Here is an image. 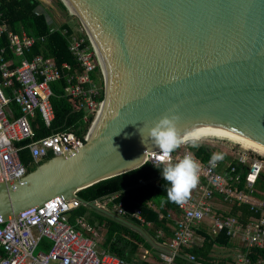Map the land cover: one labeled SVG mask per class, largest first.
<instances>
[{"label": "water", "instance_id": "1", "mask_svg": "<svg viewBox=\"0 0 264 264\" xmlns=\"http://www.w3.org/2000/svg\"><path fill=\"white\" fill-rule=\"evenodd\" d=\"M69 1L103 71L97 126L73 153L0 182L5 218L57 196L85 201L79 190L140 167L158 149L147 130L166 114L264 147V0Z\"/></svg>", "mask_w": 264, "mask_h": 264}, {"label": "built area", "instance_id": "2", "mask_svg": "<svg viewBox=\"0 0 264 264\" xmlns=\"http://www.w3.org/2000/svg\"><path fill=\"white\" fill-rule=\"evenodd\" d=\"M36 13H41V9ZM55 29L52 27L51 31ZM5 32L12 53L22 57L19 63H14L5 58V48L0 50V182H14L29 170L21 158L22 151L27 150L38 165L54 155L71 154L85 144L103 105V99H97L100 87L92 80L91 73L97 66L102 75L103 71L88 34L87 43L86 37L76 33L70 36L69 49L76 59L75 68L69 62L59 64L54 57L43 54L25 58L36 37L24 30L13 32L6 22H2L0 35ZM63 32L66 33L67 29ZM63 76L66 78L65 94L75 99L78 108L85 109L93 118L83 135L61 130L37 137L34 124L37 126L38 119L47 127L54 120L51 83ZM12 103L17 105V109L12 107ZM233 142L229 153L203 145L211 155L216 152L224 155L216 167L209 164L211 155L204 160L196 153L202 144L195 148L182 145L172 154L173 160L192 154L200 164V180L188 202L178 205V211H169L166 216L160 214V218L172 219L174 223L173 237L161 243L165 246L161 256L166 264H174L175 256L184 247L200 244L198 230L201 228H209L213 233L226 230L231 237H240L247 249L254 246L264 248V186L257 185L264 174V154ZM161 157L159 149L148 151L144 164H161ZM118 196L115 193L95 200L98 208L93 207L113 211L126 218L129 213L122 201H115ZM222 203H246L254 214L245 223L241 221L242 213L221 212L219 206ZM82 205L92 206L77 196L70 199L57 196L42 205L27 207L15 216L5 218L0 214V264H129L99 247L95 237L98 229L84 216L78 215L73 221L70 219L72 211ZM131 215L142 224L152 226L139 208ZM38 247L43 249L37 251ZM237 257L236 264L251 263L247 252L239 253ZM188 258L192 264H197L195 255L190 254Z\"/></svg>", "mask_w": 264, "mask_h": 264}, {"label": "trees", "instance_id": "3", "mask_svg": "<svg viewBox=\"0 0 264 264\" xmlns=\"http://www.w3.org/2000/svg\"><path fill=\"white\" fill-rule=\"evenodd\" d=\"M55 3L58 7L67 11V7L62 0H55ZM41 6L44 8L42 9ZM48 6L50 5L45 4L43 0H0V24L6 22L11 31L20 33L24 30L27 34L36 37L35 44L30 51L25 53V58L31 59L37 54H43L54 57L59 64L69 62L77 68L76 59L69 49L70 36L72 33H76L78 36H81V34L78 33L71 20L58 23L55 17V24L53 25V20H49L47 17ZM39 9L42 10L38 14L36 11ZM52 27H56V29L51 31ZM64 29H67L66 33L63 32ZM41 37H44V39H41ZM84 37H86V43L89 42L87 35ZM9 44L6 32L0 35V50L5 48V56H8L6 58H12L17 63L22 57L13 56ZM91 77L100 87V94L97 99L102 100L104 98V80L99 66L91 73ZM65 85V76L51 83L54 92L51 102L55 117L50 127H47L40 118L37 121V126L33 123L37 137L61 130L73 131L78 135H83L87 131L93 115L83 108H78L77 101L65 94ZM12 107L17 109L15 103H12ZM85 117H87V120ZM196 153L202 156L204 160H207L211 155L210 151L203 145L196 149ZM21 158L29 169L37 166L27 150L21 152ZM161 167V164L153 165L148 162L130 171L87 186L79 190L78 194L85 201L93 202L118 193L119 196L115 201H122L125 205L129 213L126 219L136 226H141L150 236L162 243L165 239L173 236V230L169 225L173 224V220L166 217L159 218L160 213L166 216L169 211H178V205L167 200L166 189L170 185L163 180ZM257 185L258 187L264 186V174L258 179ZM151 202L157 208L152 207ZM137 208L140 209L146 221L152 222L151 227L142 224L131 215ZM239 209L242 210V220H240L245 223L248 220L247 218L254 214V211L250 210L249 205L246 203L240 207L235 206L232 213L237 214ZM78 215L84 216L97 229L103 225V229L107 233L106 243L110 244L109 249L128 260H131V252H134L137 248V245L131 239L142 242L146 246L150 245V242L139 231L93 206L82 205L74 209L70 219L73 221ZM255 215H259V213H255ZM159 229L164 231L162 238L157 236ZM214 245L231 246L232 240L225 230H221L215 235L207 234L202 246L196 244L185 247L176 256V264H191L184 256L188 252H190L189 254H195L196 258L202 262L208 261L212 258L210 254ZM242 251L248 253L251 264H256L259 258H264V248L254 246L247 249L243 247ZM260 264H264V262Z\"/></svg>", "mask_w": 264, "mask_h": 264}, {"label": "clouds", "instance_id": "4", "mask_svg": "<svg viewBox=\"0 0 264 264\" xmlns=\"http://www.w3.org/2000/svg\"><path fill=\"white\" fill-rule=\"evenodd\" d=\"M178 114L163 115L147 130V137L162 154L161 175L170 185L166 189L167 200L183 206L191 198L192 191L200 180V164L192 154H185L178 160L172 154L182 145L199 147L203 137L193 129L179 126ZM224 159L222 153H212L209 164L216 167Z\"/></svg>", "mask_w": 264, "mask_h": 264}, {"label": "crops", "instance_id": "5", "mask_svg": "<svg viewBox=\"0 0 264 264\" xmlns=\"http://www.w3.org/2000/svg\"><path fill=\"white\" fill-rule=\"evenodd\" d=\"M41 8L43 9L44 7L41 6ZM13 56H15V55L13 54ZM6 57H8V56H5V58ZM15 57H17V56H15ZM7 59L8 60H12L14 63H16L14 61V59H12V58H7ZM17 63H19V62L17 61ZM0 78H1V75H0ZM150 205L152 207H154V208H157V206L153 202H151ZM235 206L240 207L241 205H232L230 203H222L219 207H220V211L221 212L230 213L232 215L241 214L242 213L241 209H239L237 214H233L232 213V210H233V208ZM101 212H103V211H101ZM103 213H105L107 215H110L111 217L116 218L117 220L121 221L122 223H125V224L129 225L130 227H132V228L136 229L137 231H139L150 242V245L146 246L142 242H139V241H136L134 239H131L133 242H135V244L137 245V248L135 249L134 252H131V260H128V259H126L124 257L119 256V254H117V253H115V252H113V251H111L109 249L110 248V244L106 243V236H107L106 234L107 233H106V230L103 229L104 226L102 225V226H99V228L97 230L98 232H100V237L97 238L95 236L97 238L98 245H99V247L101 249H106V250L118 255L119 257H121L124 260L128 261L129 264H166V261L161 256V254L165 251V246L162 245L161 242L157 241L152 236H150L141 226H136V225L132 224L131 222H129L128 219H126L125 217L124 218L128 222H125V221H123L121 219H118L117 217H115L114 215H112L110 213H106V212H103ZM160 214H163V213H160ZM159 218H160V216H159ZM247 219H249V217ZM169 225H170V228L173 230V235H174V223L173 224H169ZM198 232L200 233L198 235V241H199L200 244H198V245L202 246L203 242H204V239H205L207 234L215 235V234L219 233L220 231H218L217 233H213L209 228H206V229H202L201 228V229L198 230ZM226 234L228 236H230L227 233V231H226ZM157 236L162 238L164 236V231L162 229H159L157 231ZM171 237H173V236H171ZM171 237L165 239L163 242L168 241L169 239H171ZM230 238L232 240V245L231 246L214 245V247L211 249L212 251H211V254H210L212 258L210 260H208V261H203V262L197 259L198 260L197 264H236L237 263V258H238L237 255L239 253L245 252V251H242V248L243 247L246 248V247L244 246V242L242 241V239L240 237L233 238V237L230 236ZM180 253L181 252H179L178 254H180ZM189 253L190 252H188L184 256L191 263L190 259L188 258V255H190ZM193 255H195V254H193ZM176 256L174 258V264H176ZM263 262H264V258H259V260L257 261L256 264H260V263H263Z\"/></svg>", "mask_w": 264, "mask_h": 264}, {"label": "rangeland", "instance_id": "6", "mask_svg": "<svg viewBox=\"0 0 264 264\" xmlns=\"http://www.w3.org/2000/svg\"><path fill=\"white\" fill-rule=\"evenodd\" d=\"M45 2V4H49L50 6H48V12L47 13V17L49 20H53V25L54 23V18L56 17V20L58 23H61L65 20H71L73 22L74 27L77 29L78 33L81 34V36H85L87 35L86 30L83 27L82 22L80 21L79 17L70 12V10L65 11L63 8H60L57 6V4L55 3V0H43ZM51 7V8H50ZM55 20V21H56ZM85 34V35H84ZM96 53V51H95ZM234 144L233 140H230L229 138H223V137H210V138H204L200 144L202 145H207L209 147H214V149H218L220 152H225V153H229V146L232 144ZM216 145V146H214ZM236 145H238L240 147L241 144L236 143ZM95 236L97 238L100 237V232L97 231V233L95 234ZM42 247H38L37 251L42 250Z\"/></svg>", "mask_w": 264, "mask_h": 264}, {"label": "bare ground", "instance_id": "7", "mask_svg": "<svg viewBox=\"0 0 264 264\" xmlns=\"http://www.w3.org/2000/svg\"><path fill=\"white\" fill-rule=\"evenodd\" d=\"M67 5L69 6V9L72 13L77 14L76 10L72 6L69 0H65ZM98 121H94L93 123V131L96 129ZM190 129H193L198 135L202 136L204 138H210V137H224L229 138L230 140L236 141L240 144H242L245 147L251 148L255 150L258 153L264 154V147L260 146L259 144L253 142L252 140L244 137L243 135L232 131L227 128H221V127H207L202 123H196L189 127Z\"/></svg>", "mask_w": 264, "mask_h": 264}, {"label": "snow or ice", "instance_id": "8", "mask_svg": "<svg viewBox=\"0 0 264 264\" xmlns=\"http://www.w3.org/2000/svg\"><path fill=\"white\" fill-rule=\"evenodd\" d=\"M163 157H161V159H162Z\"/></svg>", "mask_w": 264, "mask_h": 264}]
</instances>
